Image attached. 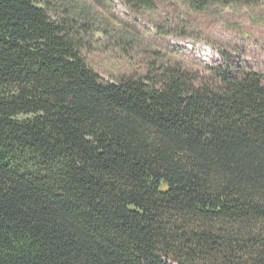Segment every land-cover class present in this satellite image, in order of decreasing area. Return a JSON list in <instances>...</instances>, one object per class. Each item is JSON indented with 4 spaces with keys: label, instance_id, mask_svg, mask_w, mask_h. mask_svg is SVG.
<instances>
[{
    "label": "trees",
    "instance_id": "obj_1",
    "mask_svg": "<svg viewBox=\"0 0 264 264\" xmlns=\"http://www.w3.org/2000/svg\"><path fill=\"white\" fill-rule=\"evenodd\" d=\"M173 12L264 0H124ZM49 0H0V264H264V78L104 81ZM259 21L264 23V18Z\"/></svg>",
    "mask_w": 264,
    "mask_h": 264
},
{
    "label": "rangeland",
    "instance_id": "obj_2",
    "mask_svg": "<svg viewBox=\"0 0 264 264\" xmlns=\"http://www.w3.org/2000/svg\"><path fill=\"white\" fill-rule=\"evenodd\" d=\"M47 7L53 21L76 28L84 59L106 82L144 77L154 65L180 66L205 83L228 69L264 78V6L219 7L193 16L189 31L195 37L176 35L180 27L170 23L168 6L144 15L124 0H49Z\"/></svg>",
    "mask_w": 264,
    "mask_h": 264
},
{
    "label": "built area",
    "instance_id": "obj_3",
    "mask_svg": "<svg viewBox=\"0 0 264 264\" xmlns=\"http://www.w3.org/2000/svg\"><path fill=\"white\" fill-rule=\"evenodd\" d=\"M209 58H211V57L209 56Z\"/></svg>",
    "mask_w": 264,
    "mask_h": 264
}]
</instances>
